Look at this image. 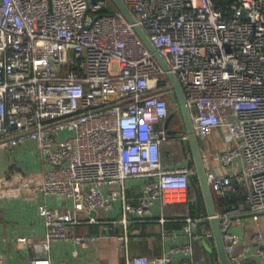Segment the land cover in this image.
<instances>
[{
	"label": "built area",
	"instance_id": "built-area-1",
	"mask_svg": "<svg viewBox=\"0 0 264 264\" xmlns=\"http://www.w3.org/2000/svg\"><path fill=\"white\" fill-rule=\"evenodd\" d=\"M121 1L134 24L110 0H0V149L31 143L49 165L0 176V195L36 203L46 246L98 238L70 235L78 221L38 201L45 196H79L90 210L110 209L123 194L111 186L144 178L145 196L123 204V223L144 217L156 200L189 201L195 167L167 168L160 160L162 143H187L188 136L163 129L177 99L138 26L178 80L195 136L226 129L231 146L201 150V159L230 263L264 258L260 232L242 242L240 217L264 211V0ZM213 162L230 170L219 172ZM209 219L185 218L183 245L125 264H193L197 224Z\"/></svg>",
	"mask_w": 264,
	"mask_h": 264
},
{
	"label": "crops",
	"instance_id": "crops-1",
	"mask_svg": "<svg viewBox=\"0 0 264 264\" xmlns=\"http://www.w3.org/2000/svg\"><path fill=\"white\" fill-rule=\"evenodd\" d=\"M183 122L178 118L169 125L172 130L184 131ZM185 132V131H184ZM182 133V132H181ZM174 135V134H172ZM226 129L216 128L204 138V151L213 153L231 146L226 140ZM173 137V136H172ZM180 140H173L174 142ZM182 142V141H181ZM163 144V143H162ZM161 144V145H162ZM183 158L168 160L160 146V160L164 167L187 165L192 160L189 143L182 142ZM172 154H169V157ZM219 172H227L230 168H222L217 163H211ZM49 168L34 145L26 143L16 148L0 149V176H6L13 171L24 174H38ZM146 179L131 178L124 181L122 188L118 185L111 189H122L123 194L114 201L110 209L90 210L79 196L62 198L45 196L38 201L49 209L69 211L78 221L68 229L73 236H97L93 243H78L73 240L58 241L48 246L42 244L46 233L43 220L38 216L36 203L25 200L22 196H13L5 192L0 195V264H27L36 257L49 258L51 264H125L127 258L144 255L150 258L158 257L167 252L172 246H181L187 238L182 232L184 219L198 218L195 215V195L189 188V201L162 206L159 200L154 201L149 213L144 217L128 215L123 223V204H136L145 196ZM2 193V194H3ZM81 192H77V195ZM216 210L219 208L216 196L213 194ZM193 205V206H192ZM247 215V213H246ZM202 218L207 216L202 203ZM242 242L248 243L251 234L260 232L264 240V215L243 218ZM199 240L194 243L193 264H205L211 260L220 264L213 236L208 222L201 226ZM26 239V240H25ZM25 240V242H24ZM27 241V242H26ZM238 246L236 252H240ZM174 260L179 262L180 256ZM242 264H264V258H247Z\"/></svg>",
	"mask_w": 264,
	"mask_h": 264
},
{
	"label": "water",
	"instance_id": "water-1",
	"mask_svg": "<svg viewBox=\"0 0 264 264\" xmlns=\"http://www.w3.org/2000/svg\"><path fill=\"white\" fill-rule=\"evenodd\" d=\"M113 6L128 20L129 23L134 24V17L130 13V11L126 8V6L123 4L121 0H110ZM134 30L144 43V45L147 47L149 52L153 55L155 58L156 62L160 65V67L166 72L167 78L171 84L170 90L174 92L176 99L179 104V109H180V119L183 122L184 126V131L188 136V143L191 149L192 153V160H189L187 163V166L190 167L193 165L196 169V180L194 178H191L189 181L190 186L192 187L195 195V215L196 217L200 218L201 216V206L202 203L204 204L206 208V214L207 216L210 217L208 221L201 220L197 224V230L198 233L201 234V226L206 224L210 225L211 231H212V236L215 242L216 246V252L220 260V264H231L228 256L225 252L224 249V244L222 240V235L220 232L219 228V222L221 218H217L216 215V207L214 204V198H213V193L211 192L209 185L206 181L205 177V170L203 167L202 159H201V150L204 149L205 144L204 140L202 138L196 137L193 127H192V122L190 119L189 111L186 107L185 104V96L182 91V88L176 79V77L169 71L168 65L164 62V60L161 58V56L156 52L155 48L151 44V42L148 40L147 36L145 33L139 28L138 26H134ZM174 113H171L167 116L165 119L163 129L166 131L167 134L172 135V134H179L178 130H172L169 128V125L174 117ZM259 215H264V211L261 212H255V213H250L247 215L240 216L241 218H245L248 216H259ZM235 234L239 233L238 229H234L232 231Z\"/></svg>",
	"mask_w": 264,
	"mask_h": 264
},
{
	"label": "trees",
	"instance_id": "trees-1",
	"mask_svg": "<svg viewBox=\"0 0 264 264\" xmlns=\"http://www.w3.org/2000/svg\"><path fill=\"white\" fill-rule=\"evenodd\" d=\"M177 104H178V101H177ZM171 113H173V110H171L169 108V106H168V115L171 114ZM174 113H175V115H174V118H175L176 115H177V113L176 112H174ZM178 131L179 132L180 131L181 132H184L181 129H179ZM181 144H182L181 141L165 142V143L162 144V145H165V146H163V150H165L164 153L166 155L168 154V160L170 159V160H176L177 161V160H180L181 158H183L182 145ZM162 145H161V147H162ZM169 154H172V156L169 157ZM194 180H196V177H194ZM205 264H213V263L211 262V260H208V261L206 260V263Z\"/></svg>",
	"mask_w": 264,
	"mask_h": 264
},
{
	"label": "rangeland",
	"instance_id": "rangeland-1",
	"mask_svg": "<svg viewBox=\"0 0 264 264\" xmlns=\"http://www.w3.org/2000/svg\"><path fill=\"white\" fill-rule=\"evenodd\" d=\"M113 70H115V67H113ZM169 108H170L171 110H173V113H174V112L177 113L176 117H175V118L173 117V120H172V122H171V124H170V126H173V122H174L176 119L178 120V118L180 117V109H179V105L177 104V102H173V103H172V100H171L170 103H169ZM174 114H175V113H174Z\"/></svg>",
	"mask_w": 264,
	"mask_h": 264
}]
</instances>
